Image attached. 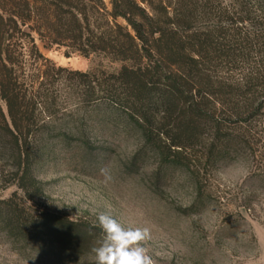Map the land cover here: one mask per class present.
<instances>
[{
	"label": "trees",
	"instance_id": "trees-1",
	"mask_svg": "<svg viewBox=\"0 0 264 264\" xmlns=\"http://www.w3.org/2000/svg\"><path fill=\"white\" fill-rule=\"evenodd\" d=\"M36 40L120 67L55 66ZM252 52L261 68L235 78ZM254 122L264 127V0H0V180L15 187L0 230L16 243L53 255L88 243L82 222L38 206L56 155L130 147L127 172L151 159L154 187L183 174L196 203L201 171L245 151Z\"/></svg>",
	"mask_w": 264,
	"mask_h": 264
},
{
	"label": "rangeland",
	"instance_id": "rangeland-1",
	"mask_svg": "<svg viewBox=\"0 0 264 264\" xmlns=\"http://www.w3.org/2000/svg\"><path fill=\"white\" fill-rule=\"evenodd\" d=\"M36 45L55 66L71 71L120 67L102 55L84 57L38 40ZM258 67L260 59L252 52L232 75L237 78ZM252 125L245 151L216 169L201 171L202 198L196 203L194 187L183 174L154 187L151 159L137 172H127L130 147H114L104 161V156L56 155L40 169L44 196L38 206L86 225L87 245L79 252L53 255L47 244L22 245L0 230V264H95L91 249L103 237L97 219L103 212L125 227L146 228L143 246L155 264H264V127ZM14 191L0 180V199Z\"/></svg>",
	"mask_w": 264,
	"mask_h": 264
},
{
	"label": "clouds",
	"instance_id": "clouds-1",
	"mask_svg": "<svg viewBox=\"0 0 264 264\" xmlns=\"http://www.w3.org/2000/svg\"><path fill=\"white\" fill-rule=\"evenodd\" d=\"M98 227L103 237L99 246L91 249L95 264H155L143 242L148 230L139 227H125L110 213L98 215Z\"/></svg>",
	"mask_w": 264,
	"mask_h": 264
}]
</instances>
